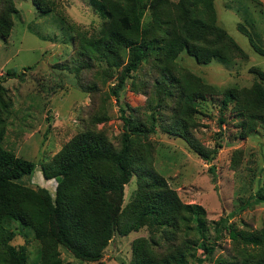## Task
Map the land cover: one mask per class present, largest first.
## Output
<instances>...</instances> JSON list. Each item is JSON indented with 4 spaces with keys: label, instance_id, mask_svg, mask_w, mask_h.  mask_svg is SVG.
<instances>
[{
    "label": "trees",
    "instance_id": "obj_1",
    "mask_svg": "<svg viewBox=\"0 0 264 264\" xmlns=\"http://www.w3.org/2000/svg\"><path fill=\"white\" fill-rule=\"evenodd\" d=\"M5 1L0 15L2 37L8 36L12 15L17 12L15 0ZM30 1L38 12L51 13L52 3ZM86 2L102 23L91 35L74 29L79 39L78 55L101 60L115 71L122 67L111 91L116 102L127 79H132L143 64L152 62L159 73L153 85L159 95L157 104L148 125L121 116L124 129L118 149L102 131L86 129L64 144L49 162L41 164L43 179L56 181L52 197L45 188L33 189L17 182L31 175L35 164L16 157L3 145L11 104L0 78V264H28L25 246L10 245L15 237L12 223L21 230H30L39 242V264H62L57 250L60 246L80 261L98 262L115 234L125 236L143 227L150 239L132 242L129 264H202L215 250L207 243L210 236L220 241L225 233L240 247L238 260L219 259L218 264H264V230H237L227 217H222L211 223V233L205 210L180 200L176 191L150 168L151 153L139 142L155 133L160 103L170 100L172 124L164 132L178 134L200 158L212 160L216 151H203L189 132L190 116L196 113L197 103L212 102L220 94L215 103L221 113L220 125L229 112L238 118L240 135H249L258 126L264 127V70L250 69L255 80L249 89L220 91L178 66L177 58L183 52L203 65L213 60L228 63L244 56L217 25L213 0ZM237 28L248 38L253 51L264 57V49L255 44L247 29L242 25ZM7 76L22 78L14 72H7ZM132 176L136 177V190L123 206L124 187ZM255 202L264 203V190L257 191ZM160 241L165 244L161 249ZM196 247L204 258L195 257Z\"/></svg>",
    "mask_w": 264,
    "mask_h": 264
},
{
    "label": "rangeland",
    "instance_id": "obj_2",
    "mask_svg": "<svg viewBox=\"0 0 264 264\" xmlns=\"http://www.w3.org/2000/svg\"><path fill=\"white\" fill-rule=\"evenodd\" d=\"M45 1L52 3L49 14L38 12L30 0L13 2L17 12L12 15V28L8 36H0V78L11 104L3 145L16 157L35 164L31 175L17 182L33 189L45 188L53 197L56 181H45L40 165L49 162L64 144L86 129L102 131L118 149L124 129L121 116L149 124V115L159 97L153 86L159 73L152 62L143 64L132 79H127L116 102L111 91L122 67L115 71L103 61L89 60L77 52L79 39L74 29L91 35L102 19L86 0ZM213 3L217 25L241 48L244 56L228 63L213 60L203 65L183 52L177 64L220 91L249 89L255 80L249 71L264 70V57L253 51L237 26H244L255 44L264 49V0H213ZM5 6L6 1L0 0V15ZM7 72L22 78H11ZM220 97L218 94L212 102L197 103L196 113L190 116L189 132L203 151L208 154L216 151L212 160L200 158L178 134L164 132L172 124L170 100L160 103L155 133L139 142L151 153L150 168L176 191L180 200L205 210L211 233V223L222 217H227L237 230H264V203L255 202L257 191L264 190V127L240 135L238 118L229 112L224 114L225 123L220 125L221 113L216 105ZM135 190L136 177L132 176L124 187L123 206L132 200ZM11 228L15 237L10 245L25 246L28 264H39L40 244L32 232L21 230L17 223H12ZM149 236L146 227L125 236L115 234L98 262L80 261L61 246L57 250L62 264H129L132 242L139 238L149 240ZM207 243L215 250L202 264H218L219 259L238 260L240 247L228 233L220 241L210 236ZM160 244L161 249L165 244L162 241ZM195 249V257L204 258L202 250Z\"/></svg>",
    "mask_w": 264,
    "mask_h": 264
},
{
    "label": "crops",
    "instance_id": "obj_3",
    "mask_svg": "<svg viewBox=\"0 0 264 264\" xmlns=\"http://www.w3.org/2000/svg\"><path fill=\"white\" fill-rule=\"evenodd\" d=\"M55 191V190H54Z\"/></svg>",
    "mask_w": 264,
    "mask_h": 264
}]
</instances>
